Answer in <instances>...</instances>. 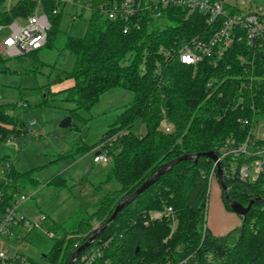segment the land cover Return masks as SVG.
I'll return each mask as SVG.
<instances>
[{
  "label": "trees",
  "instance_id": "trees-1",
  "mask_svg": "<svg viewBox=\"0 0 264 264\" xmlns=\"http://www.w3.org/2000/svg\"><path fill=\"white\" fill-rule=\"evenodd\" d=\"M76 1L90 6V17L84 36H67L63 46L76 57L73 71L65 77L73 80V86L57 92L62 101L74 106L69 115L87 121L83 114L91 113L101 97L115 89L133 93V100L121 109L99 142L123 133L110 148L112 167L107 175V181L117 182L119 189L104 195L100 205L72 231L59 236L60 227L53 226L50 233L55 243L45 256L49 264H69L96 224L109 220L116 206L164 164L211 151L221 155L228 140L240 144L249 138L264 145V140L253 133L257 119L264 120V43L250 47L237 42L215 64L208 59L186 65L177 58H165L161 50L177 48L195 36L213 35L224 18L209 24L204 13L170 8L165 25L145 17L139 30L124 34V22L110 20L102 10L119 0ZM6 2L0 0V26L28 18L37 6L33 1H19L7 10ZM63 6L57 0H42L41 11L51 22L46 48H52L58 38ZM41 50L17 59H30L36 66L40 61L33 55L39 56ZM7 61L0 55V62ZM4 107L0 105V141L35 138L28 134V124L9 115ZM138 122L146 127L143 136L133 132ZM164 122L171 127L170 132L162 128ZM75 145L76 150H68L64 160L75 161L78 154L80 158L93 150L79 142ZM7 162L11 167L7 180L0 182V219L17 195L39 184L35 170L21 173L15 169V162L0 159V165ZM243 164V159L229 158L221 167L229 196L247 206L252 199L264 200V172L253 183L242 181L235 170ZM213 167L214 162L203 156L196 162L181 161L125 207L95 242L110 241L106 250L110 264H180L184 260L186 264H264V205L260 200L237 230L215 236L207 228ZM47 184L66 186L59 176ZM223 201L231 211L224 192ZM168 208L172 211L164 212ZM154 212L164 213L154 218ZM21 259L10 258L6 264H23Z\"/></svg>",
  "mask_w": 264,
  "mask_h": 264
},
{
  "label": "rangeland",
  "instance_id": "rangeland-1",
  "mask_svg": "<svg viewBox=\"0 0 264 264\" xmlns=\"http://www.w3.org/2000/svg\"><path fill=\"white\" fill-rule=\"evenodd\" d=\"M61 1L64 6L58 38L53 41L52 48L45 47L39 51V56L33 55L40 63L35 62V66L30 59H9L5 64L0 62V105H6L4 109L9 115L26 124L35 121L34 130L39 136L23 141H0V159L6 157L15 162V169L21 173L35 170V177L39 180L36 189L17 195L18 200L22 195L28 198L19 214L32 222L33 227H12L10 236L0 237V252H4L7 258L20 256L28 264H49L45 256L55 243L50 231L60 227L59 236L64 231H72L82 218L100 205L104 195L119 189L117 182L107 181L112 159L107 163H95L93 158L95 148L103 143L99 142L105 132L115 122L121 109L133 100V93L129 91H109L91 113L83 114L87 121L72 118L70 127H60L74 106L62 101V96L53 91L64 84L76 61V57L63 46L67 36H84L90 17V10L85 4H78L76 0ZM156 23L165 25L167 20L158 19ZM10 35L9 28L0 32V47ZM0 55L2 59H8ZM44 101L47 105H40ZM133 132L143 136L146 127L138 122ZM253 133L264 140L263 119H257ZM77 142L93 150L80 158L78 154L75 161L71 158L64 160L68 150H76ZM7 173V167L0 165V182L5 180ZM58 174L60 179L65 180L66 186L46 184ZM255 177L253 170L250 182H255ZM42 215L48 216V220L42 221ZM206 225L213 235L218 236L237 230L242 225V218L225 207L223 190L215 174L209 185ZM98 226L100 224H96V228Z\"/></svg>",
  "mask_w": 264,
  "mask_h": 264
},
{
  "label": "built area",
  "instance_id": "built-area-1",
  "mask_svg": "<svg viewBox=\"0 0 264 264\" xmlns=\"http://www.w3.org/2000/svg\"><path fill=\"white\" fill-rule=\"evenodd\" d=\"M19 1H33L37 3V6L28 18L0 26V32L6 28L11 30V35L0 47V53L8 59H17L43 49L47 44L48 32L51 29L49 16L41 11L42 0H7L6 9L10 10ZM57 1L62 3L61 0ZM76 3L81 4L79 1ZM85 7L90 10L89 5L85 4ZM170 8H181L190 14L204 13L209 24H214L219 18H224V21L213 35L195 36L182 42L177 48L162 49L161 52L165 58H177L186 65H196L208 59L215 64L237 42L245 43L250 47H262L264 43V0H119L110 8L102 7V10L110 20L124 22L123 33L128 34L131 30H139L145 17H151L154 20L163 19ZM36 125L35 121L28 124V134L35 138L39 137L37 131L34 130ZM162 128L165 132L171 131L167 122L163 123ZM122 134V132L114 134L105 142L98 144L93 161L95 163L111 161L110 148ZM11 140L12 138H9L8 142ZM218 158L220 162L229 158L245 160V164L235 170L237 177L242 181H248L254 170L256 177L253 180H257L264 170V145H259L255 139L249 138L240 144L228 140ZM4 166L9 170L11 163L7 162ZM215 169L216 164L211 171L210 182ZM27 200L28 198L22 195L0 219V237L10 236L12 227H26L27 229L33 227L32 222L19 214ZM171 211L172 209L168 208L164 212ZM164 212H154L153 217L159 218ZM40 219L46 221L48 216L42 215ZM50 234L53 237V234ZM95 242L86 249L87 252L81 253L76 258L74 264H110V260L106 258V250L110 241L100 240L96 244ZM75 247L78 248V244ZM8 259L10 258H7L4 252H0V264H6ZM21 260L23 264H28L23 258ZM186 263L187 260H184L180 264Z\"/></svg>",
  "mask_w": 264,
  "mask_h": 264
},
{
  "label": "water",
  "instance_id": "water-1",
  "mask_svg": "<svg viewBox=\"0 0 264 264\" xmlns=\"http://www.w3.org/2000/svg\"><path fill=\"white\" fill-rule=\"evenodd\" d=\"M72 125V117H67L61 124V128H68ZM206 157L211 159L214 163H216L217 166V177L219 184L225 194V199L229 204V207L232 212H234L236 215L240 216L241 218H245L249 211L251 210L253 204L258 200L262 202L264 205V200H261L260 198L252 199L247 206H244L240 202L233 200L228 193V187L225 183L224 179V173L223 169L221 167V163L219 161L218 155L211 151L206 152L203 154H196V155H186L182 156L180 158L174 159L163 166L159 168L156 175L152 178L147 179L134 193L129 195L126 199L122 200L113 211L111 217L109 220H107L105 223L101 224L97 228L94 229L92 232V235L90 238L82 245L80 246L72 255L69 264H74L76 258L83 253L86 249H88L96 240L97 238L104 232V230L109 226V224L116 220L118 214L128 205H130L132 202H134L142 193H144L151 185H153L162 175H164L167 171H169L172 167H174L176 164H178L181 161L185 160H194L195 162L199 159V157Z\"/></svg>",
  "mask_w": 264,
  "mask_h": 264
},
{
  "label": "crops",
  "instance_id": "crops-1",
  "mask_svg": "<svg viewBox=\"0 0 264 264\" xmlns=\"http://www.w3.org/2000/svg\"><path fill=\"white\" fill-rule=\"evenodd\" d=\"M73 84H74V82H73V80H66L65 82H64V84H60V85H58L56 88V90L55 91H53V92H55V93H57V92H59V91H62V90H64V89H66V88H69V87H71V86H73ZM57 176H60V174H58ZM47 184V183H46ZM42 187V186H41ZM41 187L39 188V189H41ZM38 189V190H39ZM37 191V190H36ZM23 207V206H22ZM230 231H227L226 233H229ZM226 233H224V234H222V235H225ZM222 235H219V236H222ZM215 236H218V235H215Z\"/></svg>",
  "mask_w": 264,
  "mask_h": 264
}]
</instances>
